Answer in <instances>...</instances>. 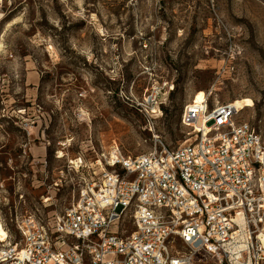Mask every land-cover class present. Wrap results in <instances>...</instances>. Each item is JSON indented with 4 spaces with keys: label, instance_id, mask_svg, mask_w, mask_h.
Wrapping results in <instances>:
<instances>
[{
    "label": "rangeland",
    "instance_id": "obj_1",
    "mask_svg": "<svg viewBox=\"0 0 264 264\" xmlns=\"http://www.w3.org/2000/svg\"><path fill=\"white\" fill-rule=\"evenodd\" d=\"M200 90L264 132V0H0L4 229L74 203L102 153L183 145Z\"/></svg>",
    "mask_w": 264,
    "mask_h": 264
},
{
    "label": "built area",
    "instance_id": "obj_2",
    "mask_svg": "<svg viewBox=\"0 0 264 264\" xmlns=\"http://www.w3.org/2000/svg\"><path fill=\"white\" fill-rule=\"evenodd\" d=\"M237 114L204 94L178 148L102 153L74 203L12 218L0 264H264V132Z\"/></svg>",
    "mask_w": 264,
    "mask_h": 264
},
{
    "label": "bare ground",
    "instance_id": "obj_3",
    "mask_svg": "<svg viewBox=\"0 0 264 264\" xmlns=\"http://www.w3.org/2000/svg\"><path fill=\"white\" fill-rule=\"evenodd\" d=\"M203 98H204V93H203V91L200 90L194 94V96L192 97V101L195 100L196 103H200L203 101ZM190 103H191V101H190ZM230 104H231V107L234 108L237 111V113L239 114L244 108L250 106V101L247 99H240V100L232 101ZM62 156H63V154L61 153L60 157H62ZM6 237H7L6 232H5L4 227H3L1 220H0V240H1V242H4Z\"/></svg>",
    "mask_w": 264,
    "mask_h": 264
}]
</instances>
